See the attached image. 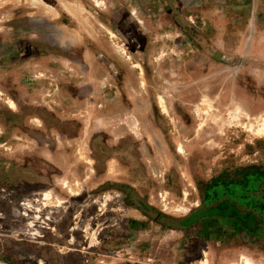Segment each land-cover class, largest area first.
<instances>
[{"label": "rangeland", "instance_id": "374dc122", "mask_svg": "<svg viewBox=\"0 0 264 264\" xmlns=\"http://www.w3.org/2000/svg\"><path fill=\"white\" fill-rule=\"evenodd\" d=\"M32 1L0 0V264H264V0Z\"/></svg>", "mask_w": 264, "mask_h": 264}, {"label": "crops", "instance_id": "0c3cea01", "mask_svg": "<svg viewBox=\"0 0 264 264\" xmlns=\"http://www.w3.org/2000/svg\"><path fill=\"white\" fill-rule=\"evenodd\" d=\"M250 28H254V30L256 31V26L255 25H250L249 26ZM256 37H259V35L258 36H253V40H252V43H257L258 42V40L256 39Z\"/></svg>", "mask_w": 264, "mask_h": 264}, {"label": "bare ground", "instance_id": "6f19581e", "mask_svg": "<svg viewBox=\"0 0 264 264\" xmlns=\"http://www.w3.org/2000/svg\"><path fill=\"white\" fill-rule=\"evenodd\" d=\"M36 2H37V1L34 0V1H32V4H36ZM30 4H31V3H30ZM159 101L162 102L161 99H159ZM160 105H161V109H162V111H163V112H166V110H165V105H163L162 103H161ZM135 133H136V131H135ZM45 197H46V196H45Z\"/></svg>", "mask_w": 264, "mask_h": 264}]
</instances>
